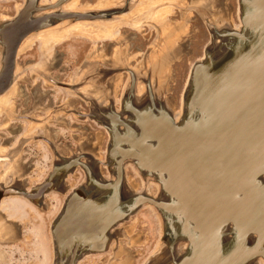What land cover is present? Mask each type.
Returning a JSON list of instances; mask_svg holds the SVG:
<instances>
[{
	"label": "rangeland",
	"instance_id": "1",
	"mask_svg": "<svg viewBox=\"0 0 264 264\" xmlns=\"http://www.w3.org/2000/svg\"><path fill=\"white\" fill-rule=\"evenodd\" d=\"M27 1L0 0V20L3 17L12 19L20 12L24 18L15 24L16 35L34 28L24 38L17 53L14 85L0 99V149L3 150L0 179L4 184L11 177L18 178L21 185L39 186L57 166L71 165L72 161L76 164L66 171L62 182L58 181L65 184V189H61L60 183L58 186L53 184L48 196L43 198L42 205L46 203L47 207L34 202L39 214L29 210V219L18 222V239L1 245L3 258L0 264H55L54 249L53 259L49 255L54 247L51 228L60 215L62 200L82 182L84 162L90 158L96 160L94 171L102 180V186L124 182L127 190L131 187L135 192L141 190L134 182L137 176L126 166L128 163L123 166V174L110 176L109 169L113 170L109 157L117 147L132 139L113 141L110 128L101 120L105 113L100 109L112 107L106 114L114 118L118 114L123 118L118 120L120 129H125L127 124L139 129L140 117L130 106L123 105V99L134 86L132 77L141 76L148 86L144 102L155 94L158 106L168 107L174 115L173 120L179 122L181 118L175 114L181 106L191 68L204 56L206 46L212 40L213 27L224 22L232 26L240 23L239 0H36L37 6L43 7L38 10L27 5ZM55 3L58 5L44 8ZM55 11L103 13L106 16L70 18L54 23L49 15L42 16ZM8 21H0V42L5 45V53L14 41L4 32L14 26ZM166 28L168 31L164 33ZM60 31L66 36H61ZM168 33L174 36L169 37ZM41 38L48 42L43 49L39 46ZM169 42L173 46L163 54L166 72L161 74L158 53L162 54L164 43ZM154 54L158 56L156 64L149 58ZM64 84L71 87L62 86ZM93 97L97 104L92 102ZM140 135L152 137L145 132ZM155 152L162 151L142 148L136 153L140 162L150 163L149 154ZM132 157L124 161L131 159L141 167ZM54 194L61 201L53 200ZM123 218L120 223L118 220L110 225L108 242L93 252L92 257L102 253V260L108 263L109 258L110 262L118 263V259L125 256L121 251L125 247L132 255L136 254L134 264H142L152 254L159 239V219L143 206ZM181 242L182 239L177 240L173 248ZM68 255L67 252L62 256L68 258ZM87 259L89 257L83 258L81 264H89ZM253 262L260 264L258 259Z\"/></svg>",
	"mask_w": 264,
	"mask_h": 264
},
{
	"label": "bare ground",
	"instance_id": "2",
	"mask_svg": "<svg viewBox=\"0 0 264 264\" xmlns=\"http://www.w3.org/2000/svg\"><path fill=\"white\" fill-rule=\"evenodd\" d=\"M238 4L240 23L234 26L240 31L233 33L239 38L232 42L231 55L215 69L218 72L209 71L213 76H203L202 71L189 83L192 73L189 75L175 114L181 118L179 122L173 120L168 107L162 103L158 106L155 94L144 102L148 86L141 76L132 77L134 86L123 99V105L130 106L140 117L139 129L128 124L120 129L118 120L123 118L118 114L116 118L108 117L107 110L98 107L105 113L101 120L110 128L113 141L132 139L114 146L117 149L109 157L113 170L108 167L110 176L123 174V166L128 163L126 166L137 176L134 182L141 190H127L124 182L102 186L90 161L82 164L86 181L93 184L87 185L90 190H78L87 200L79 195L72 199L66 205V213L58 216L52 227L53 234L56 228L60 237L81 241L55 239V264H65L61 260L67 252L65 261L71 264L83 247L99 251L104 247L110 225L118 220L120 223L140 206L159 219L158 242L142 264H253L256 259L264 264V0H239ZM15 26L4 30L9 39L17 37ZM246 27L251 28L250 37L243 32ZM228 28L227 22L213 27L212 37L229 32L225 31ZM167 31L168 28L164 33ZM164 45L163 53H158L161 74L166 72L163 54L173 46L170 42ZM155 54L149 58L156 64ZM185 111H194L193 118ZM142 132L152 137L140 135ZM142 148L162 152L150 153V163L140 162L136 152ZM131 155L142 168L131 159L124 161ZM68 167L65 163L57 166L55 176L46 179L45 184H55L61 171ZM179 239L182 242L174 249L173 244ZM127 251L128 258H119L116 264L135 263L136 254L132 255L128 248ZM107 260L108 263L99 258L94 264H115Z\"/></svg>",
	"mask_w": 264,
	"mask_h": 264
},
{
	"label": "water",
	"instance_id": "3",
	"mask_svg": "<svg viewBox=\"0 0 264 264\" xmlns=\"http://www.w3.org/2000/svg\"><path fill=\"white\" fill-rule=\"evenodd\" d=\"M58 5L57 3L55 4H51V5H47L44 8L47 7H53ZM107 14V13H106ZM46 16L49 15L50 18H53V21H51V23L57 22L59 20H63V19H70V18H84V17H101L104 16L105 14L101 13V14H92V13H88V12H61V11H55V12H50V13H45L42 16ZM106 16V15H105ZM245 16V13L242 12V17ZM22 17L21 12L14 18L10 19L8 21L9 25H15L18 23V19ZM229 25V30H225V31H229V32H224L221 33L220 36H216V37H212L211 42L206 46L205 49V53L204 56L202 58H200L199 60H197L190 71V74L192 73V78H190L189 83H193L195 80V77L200 74V72L203 71V76H213L214 73L218 72L219 70H215L218 67H220V65L222 64L223 61H225L227 59V57H230L231 52H232V45H233V41L238 37L233 35V33H237V31H240L237 29V27L232 26L230 24ZM32 29H26L23 30L19 35H17L16 38H14L13 44L12 46L9 48V50L7 51V53H5V45L0 42V59L2 60V66L0 68V99L5 96L6 94L9 93V91L12 89L14 82L16 80L17 77V73L15 72V61H16V56L18 53V50L20 48V45L22 43V41L24 40V38H26V36L33 30ZM251 28L246 27L244 29V33L245 35L248 33L250 37L251 36ZM236 31V32H235ZM242 34V33H239ZM1 37V34H0ZM239 38V37H238ZM240 39H242L240 37ZM245 39V38H244ZM243 39V40H244ZM236 44V43H235ZM4 50V53H3ZM214 72L213 74H211V72ZM209 72V73H207ZM56 82V84H58L57 81H53ZM62 86H69L71 87L69 84H64ZM193 97V93H191L190 98ZM191 100V99H190ZM196 111V110H194ZM194 111H187L189 112V118H193V114ZM187 112L185 111V113L187 114ZM71 165H69L68 169L72 166L75 165L76 163H71ZM57 167L54 169V171L50 174L49 179H52V176H55V171H56ZM67 169V170H68ZM61 171L62 173H60L59 177L60 179L62 178V176L64 175V173L67 171ZM50 182V181H49ZM53 184L51 183L50 185L48 184H44L41 185V193L43 192H49L52 188ZM20 194V196H24L26 198H30V195L28 193H18ZM55 225V223H54Z\"/></svg>",
	"mask_w": 264,
	"mask_h": 264
},
{
	"label": "flooded vegetation",
	"instance_id": "4",
	"mask_svg": "<svg viewBox=\"0 0 264 264\" xmlns=\"http://www.w3.org/2000/svg\"><path fill=\"white\" fill-rule=\"evenodd\" d=\"M27 5H29V6H34V7H36V9L38 10V9H40V8H43L42 6L40 7H38L37 6V4H36V0H28L27 1ZM26 6V5H25ZM35 11V10H34ZM31 14H33L34 15V12H32ZM36 16V15H35ZM23 18V17H22ZM24 19V18H23ZM3 20H10V19H8V18H6V17H3L0 21H3ZM18 21H21L20 20V18L18 19ZM121 30V29H120ZM61 32V33H60ZM59 33H60V35L61 36H66V34H65V32H63V31H60ZM121 33H122V30L120 31ZM61 39V38H60ZM97 41V40H96ZM43 42V43H42ZM48 44V42H46L44 39H42L41 38V41H40V43H39V46H40V48L41 49H43L46 45ZM53 47V44H52V46H51V48ZM72 96H75L76 97V95H72ZM41 97H43V96H41ZM94 99V98H93ZM95 101H97V100H94L93 102H95ZM113 102H114V100L112 99V105H113ZM102 108V107H101ZM105 108V107H104ZM108 108H112V107H108ZM108 108H107V110H108ZM92 111V110H91ZM90 114H92V113H90ZM89 161H90V163H89ZM94 161V162H93ZM85 164H87V163H89V165L91 166V169L93 168V169H95V165H96V160H94L93 158H90V160H88V162L86 161V162H84ZM92 169V170H93ZM69 170V169H68ZM83 171H84V169H83ZM66 173L67 172H65L64 173V175L62 176V178L59 180V181H61L62 182V179H63V177L66 175ZM84 177H83V179H82V182L80 183V185L77 187V188H75L74 189V191L72 192V193H70V194H68L63 200H62V204H61V209H60V215L61 214H65L66 213V205L67 204H69L71 201H72V199H74L75 197H78V195H79V197L81 198L82 197V200L84 199V201H86L87 200V197L86 196H84V195H81V194H79V192H78V190L79 189H86V190H90V189H88V187L90 186V185H93L92 183H88V181H86V179H87V177H86V175H85V173H84V175H83ZM49 177H47L46 179H48ZM45 179V180H46ZM44 180V181H45ZM61 182H59L61 185H60V187H61V189L62 190H64L65 189V184L63 185ZM86 184V185H85ZM90 184V185H89ZM87 185H89V186H87ZM40 186V185H39ZM39 186H28V185H26V183H24L23 185H21V184H19V180H18V178H16V179H13V178H11L10 177V180H9V182L7 183V184H4L3 183V181L0 179V249H1V245L3 244V243H7V242H12L13 240L14 241H16L17 239H18V236H19V227L17 226L18 224H16V222H8V220L9 221H11L9 218H8V216H7V214L3 211V209H2V204H1V202H2V200L4 199V198H6V197H8V196H11V195H17L18 193H21V192H23V193H28L29 195H30V198H27L28 200H30V201H32L33 202V204H34V202H36V204H41L42 205V202H43V198L44 197H46V196H48V192H42V193H39V194H36V191H37V188L39 187ZM86 187V188H85ZM84 196V197H83ZM60 201H61V199H60ZM44 205V207H47L46 206V203L45 204H43ZM42 205V206H43ZM29 210H31V211H35V212H37V214H39V211L36 209V207L34 206V205H32L31 206V208L29 209ZM27 213H28V216H29V211H27ZM59 215V216H60ZM40 216V215H39ZM27 219H29V218H26V220ZM8 222V223H7ZM55 223V222H54ZM54 223H53V225H54ZM53 225H52V227H53ZM17 226V227H16ZM13 227L15 228L14 230H13ZM6 228H10V231L11 230H13L10 234H8L7 232H6V230L4 231V229H6ZM12 228V229H11ZM54 231V234H53V232H52V228H51V233H52V237H51V240L53 241V243H54V240L56 239H58V238H61V239H63L64 241H67V242H69L70 240L72 241V242H75L76 240H78V239H76V238H74V237H68V236H65L64 235V237L62 236V237H60L58 234H56V228L53 230ZM66 232V231H65ZM66 233H68V231L66 232ZM65 233V234H66ZM108 234V233H107ZM53 238V239H52ZM72 238V239H71ZM107 239H109V237H107L106 238V241H105V244L108 242V240ZM56 242V241H55ZM105 244H104V246H105ZM53 249H54V255H55V253H56V246L55 247H52V251H51V253L49 254V255H51L50 257L53 259ZM86 252V253H85ZM93 252H96V251H92V250H90V248H88V247H83V249L82 250H80L79 252H78V254L75 256V260H73L72 261V263L71 264H81V262H82V260H83V258H88L89 257V260L87 259V261H88V263L89 264H94L95 262H97L98 261V259L99 258H101L100 256H101V254H96V257H92L93 256ZM2 258H3V253H2V251L0 250V261L2 260ZM69 260V259H68ZM64 261V263L65 264H70V262H67V261H65V260H63ZM84 264V263H83Z\"/></svg>",
	"mask_w": 264,
	"mask_h": 264
},
{
	"label": "crops",
	"instance_id": "5",
	"mask_svg": "<svg viewBox=\"0 0 264 264\" xmlns=\"http://www.w3.org/2000/svg\"><path fill=\"white\" fill-rule=\"evenodd\" d=\"M6 96V95H5ZM3 96V97H5ZM2 153H3V150L0 149V162H1V157H2ZM59 180H57V185L58 186V182ZM45 184V181L42 182L40 184L41 185H44ZM38 187L37 188V191H36V194H39L41 193V187ZM53 200H59L60 201V198L58 197V195H53L52 196ZM2 204V209L3 211L7 214L8 218L11 220V222H16V221H23V220H26V218H28V213L27 211H29V209L31 208V206L33 205V202L28 200L26 197L24 196H20V195H11V196H8L6 198H4L1 202ZM16 224H18L16 222ZM18 226V225H17ZM16 226V227H17ZM12 229V228H11ZM15 228L13 227V230ZM6 230V232L8 234H10L13 230L10 231V228H6L4 229V231ZM123 254L125 255L124 258H121L122 260L124 259H127L128 258V251L126 252V248L123 247ZM121 253V254H122Z\"/></svg>",
	"mask_w": 264,
	"mask_h": 264
}]
</instances>
